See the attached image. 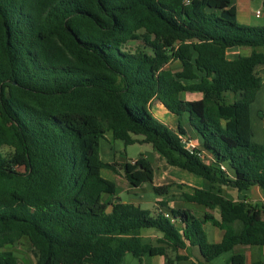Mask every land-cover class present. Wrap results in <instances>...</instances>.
Masks as SVG:
<instances>
[{
	"label": "trees",
	"instance_id": "1",
	"mask_svg": "<svg viewBox=\"0 0 264 264\" xmlns=\"http://www.w3.org/2000/svg\"><path fill=\"white\" fill-rule=\"evenodd\" d=\"M242 46L250 52L227 57ZM257 70L264 75V24L239 23L233 0H0V264H19L7 246L22 238L35 264H122L127 253L170 263L167 251L187 244L209 262L236 245L264 247V203L221 191L264 189V145L250 121ZM153 99L188 114L202 157L181 146V127L152 115ZM106 132L124 146L149 143L201 177L208 188L186 186L180 196L219 216L168 207L165 198L184 184H153L142 153L102 161ZM118 165L130 185L152 184L169 218L118 200L101 173ZM205 222L223 230L220 241L208 240ZM145 228L160 237H143ZM228 262L245 264V256ZM251 264H264V253Z\"/></svg>",
	"mask_w": 264,
	"mask_h": 264
},
{
	"label": "crops",
	"instance_id": "2",
	"mask_svg": "<svg viewBox=\"0 0 264 264\" xmlns=\"http://www.w3.org/2000/svg\"><path fill=\"white\" fill-rule=\"evenodd\" d=\"M235 8H236V6H235ZM236 14H237V8H236ZM237 19H238V17H237ZM239 54H242L240 47H234V48H230L229 50H227V57L230 59L235 58ZM242 55H246V54H242ZM260 76H261V80H262V84H263V82H264L263 73H260ZM261 89H262V86H261L260 90ZM258 92L256 94L255 100L258 97ZM199 97H200V94L198 92H185L183 98L186 100H190V99H198ZM151 107L154 110V112H153L154 117H156L159 121L162 120L161 121L162 123L165 122L167 124V126H169L170 128H172L175 131H177L178 128L181 127V129L185 132L184 134L186 136H189L192 139H194L195 136H193L192 133H190L189 128L186 125L185 126L181 125V120L179 118L180 116L169 111L159 100L153 99L150 103V109H151ZM251 116H252V114H251V110H250V121H251ZM256 116H258V115H254L255 119H257ZM188 119H189V116H188ZM261 121H263V120L261 119ZM251 128H252V133H253L252 139L255 142L262 144L263 142H261V140H264L263 124L253 126V124L251 123ZM109 135H111V133L106 132L104 135V138L100 139V141H99V154H100L101 160L104 162L114 161V153L121 146V144L116 142V140H118V139H114V138L110 139ZM198 144L200 146V143H198ZM122 152L125 153V147L123 148ZM135 159H133V160H135ZM133 160L131 159V161H133ZM153 160H155L152 163L154 166L153 184H159L162 181V179L167 178V181L170 180L172 183L184 184V188L182 191H187L186 186L208 188V185L202 180L201 177H199L193 173H190L184 169H181L180 167L169 164L166 161V159L162 155H160L159 153L155 154V156L153 157ZM156 162L158 164H160L159 165L160 169H162L161 171H159L158 175H157V171H156ZM121 163H123V162H121ZM121 163H118V164H121ZM116 169H117L116 171H112L110 169H103L101 173L104 177L114 181L115 183H116V177L120 181L126 182V179L124 177V173L122 174V168H120V166L118 165L116 167ZM104 171H107V173L109 175L107 176L105 173H103ZM110 176L113 178H111ZM128 185L129 186L125 187V189H124L125 190L124 195L122 193H120L119 189H117L118 200H121L122 202L133 203L135 205H139L140 207L143 204H148L151 206L150 210L152 212H156L158 209H161L164 212L166 211V209L162 208L163 206H160V201L163 198L155 195V193L153 192L151 183H143L140 186L133 188V189H136V191H134L130 188L132 185H130L129 183H128ZM132 187H134V186H132ZM177 190H178V188H173L174 196L172 195V196H168L167 198H165L168 207L188 208L197 216H200L201 214L205 213L206 211L213 213V215L215 217L219 216V212H218L217 208L207 209V208H202V207H200L194 203L186 202L181 198L180 191L177 192ZM221 191H222L223 195H225L226 197H229L235 201L245 200V201H249L252 203H259V204L264 203V189L258 187L257 185H251L249 187V189H247L245 191H238L237 189H235L233 187L222 185ZM176 192L179 193V196L177 199L175 198L177 196V195L175 196ZM122 196H124V199H122ZM203 229L206 232V235H207V238L209 241H211V242L220 241L222 234H223L222 229L215 227L210 222H205L203 224ZM141 235L145 238H148V239L154 241L156 238L160 237V232L156 231L153 228H145L144 232L141 231ZM169 251L170 250H168L167 253ZM235 252L243 253V255L245 256V264H251L252 261L259 260L262 258L263 253H264V247L263 246L236 245L231 250L218 255L217 257H215L211 261L204 262L201 254L199 252L198 247L187 244L185 248L179 249L178 251L174 252V256L176 253L186 254L188 256L187 260L177 261L175 257L173 260L169 255L168 256L172 260L170 262V264H174V262H177L176 264H230L228 262V258L232 253H235ZM140 261H139V264H141ZM122 264H124V262H122ZM148 264H154V263H148ZM160 264H166L163 256H161V263Z\"/></svg>",
	"mask_w": 264,
	"mask_h": 264
},
{
	"label": "rangeland",
	"instance_id": "3",
	"mask_svg": "<svg viewBox=\"0 0 264 264\" xmlns=\"http://www.w3.org/2000/svg\"><path fill=\"white\" fill-rule=\"evenodd\" d=\"M233 4H235L236 8H237V17H238V22L242 23V24H249V25H260L264 23V0H233ZM260 10L261 11V15L256 16L255 12L256 10ZM131 45H133V43H131ZM242 54H247L250 52V47L248 46H242L240 47ZM170 68L172 69H177L178 66V62H171L169 64ZM258 73H262L261 70H257ZM184 93L181 94V97H184ZM184 99V98H183ZM233 101V95L230 92H226L225 93V102L226 103H230ZM151 107L150 112L152 113V115L154 116L153 112L154 110ZM250 110H251V123L253 124V126L255 125H261L263 124V133H264V82L262 84V89L258 92V97L257 99L251 104L250 106ZM254 115H258L256 116L257 119H255ZM180 120H181V125L182 126H187L189 128L190 133H192L195 139V141L197 143L199 142V138L197 133L195 132V130L192 128V126L190 125L189 119H188V115L186 112H184L182 115H179ZM261 119L263 121H261ZM162 121V120H161ZM164 124H166L164 122ZM167 125V124H166ZM110 139L112 138L111 135ZM140 137V136H138ZM116 142H118L119 144H121V146L119 147L118 150L115 151L114 153V161L121 163V162H125V161H131V159H135L137 158L140 153H142L144 156H146L152 163L155 161L153 160V157L155 156V154H157L156 151L153 150V148L151 147V145L149 143H140V142H134L128 145H125L122 143L121 140H116ZM261 142H263L262 144L264 145V140H261ZM125 147V153L122 152L123 148ZM160 164H158L156 162V171H157V175L159 173V171H161L162 169H160ZM103 173H105L107 176L109 175L107 173V171H104ZM122 174H123V170H122ZM111 177V176H110ZM113 178V177H111ZM170 183L171 181L168 180L167 178L162 179V181L159 184H165V183ZM182 184V183H180ZM116 185H117V189H119L120 193H122L123 195L125 194V187H128V182H123L120 181L119 179H117L116 177ZM132 190L136 191V189H133L135 187H130ZM184 187H182V189H178L177 192L183 190ZM175 194V198L177 199L179 196V193ZM225 192V191H224ZM223 192V193H224ZM226 193V192H225ZM224 193V194H225ZM174 196V194H173ZM122 199H124V196H122ZM142 208H146V209H150L151 206L148 204H143L141 205ZM163 209H166V207H162ZM145 229H142L141 231L144 232ZM147 230V229H146ZM154 238V237H153ZM8 249H10L16 256H17V260L19 264H35V255L33 253L32 247L29 245V243L27 242L26 239L22 238L19 241L13 243L12 245L7 246ZM174 252L173 250H170L168 252V255L174 260ZM124 264H139V260L136 257H133L130 253L125 254L124 259H123ZM141 264H148V263H154V264H160L161 263V256H153V257H142ZM177 262H174V264H176ZM180 263V262H179ZM166 264H170V263H166Z\"/></svg>",
	"mask_w": 264,
	"mask_h": 264
},
{
	"label": "built area",
	"instance_id": "4",
	"mask_svg": "<svg viewBox=\"0 0 264 264\" xmlns=\"http://www.w3.org/2000/svg\"><path fill=\"white\" fill-rule=\"evenodd\" d=\"M256 16L261 15V11L258 9L255 12ZM180 142H181V146L188 152H193V151H198L199 150V144L192 139L189 136H181L180 137ZM198 154L202 157V153L198 151ZM157 212H160L161 214H163L165 217L169 218L170 215L167 212L162 211L161 209H158Z\"/></svg>",
	"mask_w": 264,
	"mask_h": 264
}]
</instances>
